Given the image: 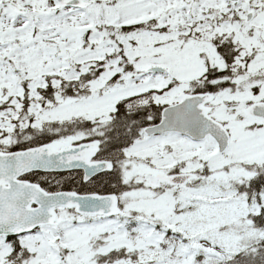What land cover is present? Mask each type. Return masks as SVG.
Segmentation results:
<instances>
[{"label": "snow or ice", "instance_id": "1", "mask_svg": "<svg viewBox=\"0 0 264 264\" xmlns=\"http://www.w3.org/2000/svg\"><path fill=\"white\" fill-rule=\"evenodd\" d=\"M0 264H264V0H0Z\"/></svg>", "mask_w": 264, "mask_h": 264}]
</instances>
